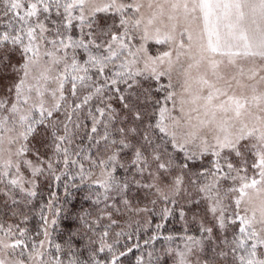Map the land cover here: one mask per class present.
Masks as SVG:
<instances>
[{
    "label": "snow or ice",
    "instance_id": "6c2138e0",
    "mask_svg": "<svg viewBox=\"0 0 264 264\" xmlns=\"http://www.w3.org/2000/svg\"><path fill=\"white\" fill-rule=\"evenodd\" d=\"M0 264H264V0H0Z\"/></svg>",
    "mask_w": 264,
    "mask_h": 264
}]
</instances>
